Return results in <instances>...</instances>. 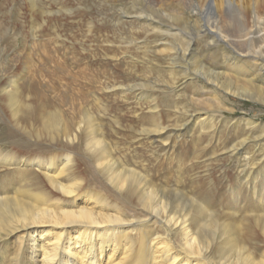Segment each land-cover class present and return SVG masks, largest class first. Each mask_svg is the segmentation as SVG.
Wrapping results in <instances>:
<instances>
[{
  "label": "bare ground",
  "instance_id": "6f19581e",
  "mask_svg": "<svg viewBox=\"0 0 264 264\" xmlns=\"http://www.w3.org/2000/svg\"><path fill=\"white\" fill-rule=\"evenodd\" d=\"M22 1L26 2L32 14L37 12L46 18L64 14L72 16L75 11H86L87 8L88 13H92L94 8L82 5V1L81 6L76 8L67 6L65 0ZM51 3L58 7L53 9ZM114 3L115 0H102L101 13L97 14L96 21L103 27L112 24L113 33L119 36L117 46L119 49H126L120 54L111 47L110 53L104 58L109 57L115 61L126 58L135 64V57L127 50L133 45H145L148 52L167 56V61L179 68L183 76L201 77L208 84L217 85V69L211 68L202 59L194 72H190L187 66L178 64L179 61L187 63L195 58L197 53L193 47L198 40H202L206 46L217 48L225 61L231 60L237 67L244 66L247 58L257 62L251 63L256 67L255 77L260 73L264 80V15L259 12L261 7V10L264 9V0H127L126 4L119 3L118 6ZM110 5L116 8L107 14L105 11ZM246 14L251 15L249 19L245 18ZM225 18L234 19L233 26H225ZM176 22L180 25L182 23V28ZM96 23L93 19L86 22L85 32L91 33ZM128 24L131 26L128 27ZM134 24L137 25L135 31ZM16 30H9L12 32V41L19 39L20 32ZM30 30L35 38L36 28L32 26ZM126 30L131 32L130 37L125 35ZM140 30L144 32L142 38L136 37L140 35ZM151 40L154 46L148 47ZM104 42L108 44L109 41ZM5 50L1 48V51ZM8 66L1 62L0 71L7 72ZM28 66L30 67L29 64H24L19 73L13 74L11 78L8 76L0 84V103L9 114L5 116L10 122L7 125L0 115V143H11V146L0 145V168L9 167L13 171L17 167L16 171H21L19 177L0 175V264H264V250L258 252V245L253 241L256 226L264 235V209L259 210L264 205V184L256 186L255 182L261 171L255 175L251 168L253 165L241 164L239 172H245V175L238 179L232 194L236 204L244 207L249 200L247 192L251 191V198H259L260 205L252 210H244L240 218L238 209H233L229 215L232 219L223 217L222 220L219 211L209 206L207 200L198 194L189 195L183 190L161 187L154 183L151 175L137 170L128 160L122 161L105 139L101 122L93 115V111L83 105L77 107V111L73 105L69 121L60 108L48 110V106L40 111L38 117L36 90L39 89L32 91L28 86L29 89L23 93L18 82L21 76L27 74ZM249 79H254V76ZM226 81V91L248 99H261L260 87L252 90L241 86L235 90L230 87V81ZM30 82L33 83L31 80ZM146 86L143 83L124 86L114 82L104 89L115 90L119 87L120 92L133 93L140 90L138 92L141 93ZM33 92L34 95H30ZM147 98L152 102L149 105L148 124L137 129V137L151 138L150 136L156 135L165 145L168 140L170 143L172 136L175 143L178 140L181 142L183 129L188 121H193L199 127L198 136L204 133L212 136L218 128L209 123L211 118L196 115L195 110L176 109L175 125L165 129L162 112L166 110L154 100V95ZM100 110L99 113L104 115L103 105H100ZM215 114H218L217 117L220 115ZM37 122L39 123L35 125L39 127L33 128L36 137H41V134L49 137L54 135L53 140H57L62 135L74 141L78 138L77 133L84 132L87 136L85 147L90 161L95 164L96 172L107 178L118 197H122V192L132 189L138 195L140 211L132 214L129 219L122 217H127V213L119 210L112 213L96 211L94 208L101 202L97 197V190H86V183L75 180L70 169L73 158L70 152H65L63 156L48 155L46 161L40 156L29 159L20 152H11L12 149L8 147H25L23 137L17 136L15 132L26 133L29 130L27 128ZM243 125L248 127L249 134L253 130L258 132L257 137L264 134V124L256 125L246 119ZM192 129L191 127L190 131ZM162 133H166V138L161 136ZM188 137L191 138L190 135ZM249 137L248 134L240 137L229 147L228 152H239ZM4 139H9L10 142L3 141ZM5 147L7 151L3 152ZM173 147L174 144L170 146ZM212 154L213 152L210 155ZM263 158L264 155L261 154L258 163ZM55 159H58L57 165ZM180 161L175 168L182 166ZM164 163L165 160H162L158 167L162 168ZM33 168L41 171L50 187L60 193L61 199L77 195L76 198L70 204H62L55 200L56 197L52 198L51 193V197L47 196L46 190L40 185V179L24 176V171ZM206 172L207 176L210 175L209 171ZM223 179L224 176H220V180ZM96 181L98 182L97 179ZM212 181L210 178L209 182ZM168 190L173 191L174 199L166 194ZM210 191H213L212 187ZM250 220L253 221L249 224ZM129 231L134 232L135 240L121 243L120 248L121 245L116 243V235ZM128 235L130 234H126L127 238Z\"/></svg>",
  "mask_w": 264,
  "mask_h": 264
},
{
  "label": "rangeland",
  "instance_id": "374dc122",
  "mask_svg": "<svg viewBox=\"0 0 264 264\" xmlns=\"http://www.w3.org/2000/svg\"><path fill=\"white\" fill-rule=\"evenodd\" d=\"M81 1L84 6H93V12L88 13L89 8H87L86 11L82 9L75 11L72 16L64 14L46 18L37 12L32 14L27 8L26 2L22 0H0V63L5 62L9 65L7 72L0 71V84L5 82L8 76L11 78L13 74L19 73L24 64H29L30 67L28 66L29 69L26 70L27 74L21 76L18 82L23 93L29 89L28 86L32 88V91L39 89L36 90L38 117L40 111L48 106V110L60 108L64 111L65 119L69 121L73 105L75 111L78 110L77 107L83 105L93 111V115L101 122L103 135L111 144L115 155L124 162L128 160L130 165L142 173L151 175L157 185L183 190L189 195L198 194L207 200L209 206L219 211L222 220L223 217L232 219L229 215L232 214L233 209H238L237 214L240 218L244 210L257 208L261 200L251 198V191L249 193L246 191L249 200L244 207L236 204L232 196L238 179L245 175V172H239L241 164L253 165L251 168L255 175L261 171L255 182L256 186L264 184V174L262 173L264 158L258 163L260 155H264V134L257 137L256 130L249 134L248 127L243 125L246 119L253 121L256 125L264 124V80L260 73L255 77L256 67L251 65V63L257 64V62L247 58L244 66L237 67L231 63V60L225 61L217 48L206 46L202 40H198L193 47L197 56L191 58L187 63L179 61L178 64L185 65L190 72H194L202 59L211 68L217 69L218 84L213 85L208 84L201 77L183 76L179 68L167 61V56L150 53L146 50L145 45H133L130 50H127L135 57L133 59L135 64L126 58L116 61L109 57L104 58L110 53L111 47L120 54L126 48L119 49L117 46L119 36L113 33L114 26L112 24L103 27L100 22L96 21L97 14L101 13L100 2L102 0H65L67 6L75 8L81 6ZM119 3L126 4L127 0H115L114 5L118 6ZM51 5L53 9L58 7L53 3ZM115 8L116 6H107L105 12L110 14ZM261 9L259 12L264 15V9ZM102 10L105 9L102 8ZM249 16L246 14L245 18L249 19ZM90 19H93L94 23L97 22L96 27L91 33H86V22ZM224 20L225 26L230 27L235 23L231 18ZM176 25L181 28L183 26L179 22H176ZM32 26L37 30L34 34L35 38L30 30ZM129 26L131 25L128 24ZM11 29H17L16 31L20 32L17 41H12V32L9 31ZM136 29L137 25L134 24L133 31ZM126 31L125 35L130 37L131 32ZM143 36L144 32L141 31L140 35L136 37L142 38ZM36 40L40 41L36 42ZM104 40L109 41L108 44ZM152 40L148 47L154 46ZM137 46L138 48H136ZM1 48L6 50L3 52ZM253 76L254 79H249ZM227 79L232 84L230 87L235 90L241 86L252 90L260 87L261 99H248L232 91H226ZM114 82L124 86L131 83H143L147 86L142 89L141 93L138 92L140 90L133 93L120 92L121 88L119 87H116L115 90L104 89ZM34 93L30 95L33 96ZM149 95H154V100L156 99L160 107L166 110L162 112L165 129L175 125L176 109L195 110L196 115L202 117L206 115L208 119L211 118L209 123L218 128L212 136L207 133L198 136L199 127L195 126L193 121H188L183 129L181 142L178 140L175 143L172 136L170 143L168 140L165 145L156 135L150 136L151 138L137 137V129L148 124L149 105L152 103L147 98ZM0 104V115L7 125H10L6 119L9 114L5 112L6 109H3L2 103ZM100 105L105 107L104 115L99 113L101 112ZM215 112L220 114L219 117ZM165 114L168 115L167 118ZM239 121L241 122L239 123ZM38 123L29 126L26 133L15 132L17 136L23 137L25 147L12 146L8 149H12L11 152L16 154L20 152L25 158L32 159L35 156H40L43 160L51 154L63 156L65 152H70L73 156L70 169L75 180L86 183L84 188L86 190H97V197L101 202L98 207L94 208L96 211L112 213L114 210H119L127 213V217L122 216L125 219H129L132 214L140 211L138 195L132 192V189L122 192V197L120 194L118 197L107 178L96 172L95 164L90 161L89 152L85 147L87 136L84 132L77 133L78 138L74 141L62 135H59L57 140H53L54 135L49 137L41 134V137H36L33 128H38L39 126L35 125ZM191 127L193 129L190 131ZM246 134L250 136L247 143L239 152L230 154L229 147ZM165 135L166 133H162L161 136L166 138ZM189 135L191 138L188 137ZM6 140L9 141V139L3 141ZM172 144L174 147L170 148ZM0 145L11 146V143L1 142ZM6 151V147L3 148V152ZM212 152L213 154L210 155ZM175 157L179 159H175ZM162 160H165L164 166L159 168L158 164ZM179 160H181L180 165L182 166L175 168ZM55 162L57 165L58 159H55ZM16 169L17 167L12 171L9 170V167L0 168V175L9 174L10 178L21 176V171H16ZM206 171H209L210 175L207 176ZM24 172V176L40 179V185L46 190L47 196L51 197L49 194L51 193L52 198L56 197L55 200L62 204L72 203L71 200L77 196L61 199L60 193L50 187L40 170L33 168ZM94 175L98 182L94 179ZM220 176H224V179L220 180ZM210 178L213 179L211 183L209 182ZM211 187L212 192L210 191ZM166 194L174 199L172 190H168ZM262 209H264V205L259 210ZM253 220H250L249 224ZM251 227L254 226L251 225ZM254 229L253 241L258 245V252H262L264 250V235L261 234L257 226ZM128 233L130 235L127 238L126 234ZM116 236L118 238L116 243L119 245L135 240L134 232L130 231L121 232L119 236Z\"/></svg>",
  "mask_w": 264,
  "mask_h": 264
}]
</instances>
